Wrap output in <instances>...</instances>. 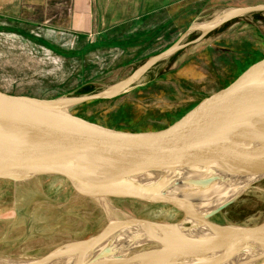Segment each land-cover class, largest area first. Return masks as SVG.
<instances>
[{
    "label": "rangeland",
    "instance_id": "obj_1",
    "mask_svg": "<svg viewBox=\"0 0 264 264\" xmlns=\"http://www.w3.org/2000/svg\"><path fill=\"white\" fill-rule=\"evenodd\" d=\"M29 1L33 5L30 10H22L21 1L0 11L9 22L31 19L36 23L31 38L17 27L14 31L11 26L0 27V92L5 94L38 99L101 94L130 77L150 58L178 46L116 97L69 109L76 117L115 130L144 132L166 127L264 59V10L230 18L205 31L221 15L264 6V0H90L95 21L102 24L95 25L96 31L113 25L107 40L93 34L90 38L44 35L37 26L40 10L50 24L60 27L55 22L63 15L67 24L70 19L75 21L74 5L71 9L69 0L26 3ZM82 2L77 1L78 7ZM166 19L168 26L159 25ZM124 218L174 224L181 215L165 205L80 198L59 178L43 177L20 184L0 181V264L43 260L59 249L94 237L108 221ZM210 220L244 227L263 223L264 179ZM158 247L151 243L129 255L140 264L146 253ZM165 251L166 255L155 256L162 260L160 264H170L166 257L170 249ZM228 256L198 252L188 264H228L224 259ZM257 264H264V260Z\"/></svg>",
    "mask_w": 264,
    "mask_h": 264
},
{
    "label": "water",
    "instance_id": "obj_2",
    "mask_svg": "<svg viewBox=\"0 0 264 264\" xmlns=\"http://www.w3.org/2000/svg\"><path fill=\"white\" fill-rule=\"evenodd\" d=\"M261 10L264 6L231 10L209 23L205 31ZM177 47L150 58L101 94L38 99L0 92V181L20 184L59 178L80 198L165 205L181 215L174 224L110 220L87 241L24 264H135L136 257L129 254L158 241L170 245L146 253L140 264H160L162 260L155 256L166 255L168 248L170 264H188L194 254H214L215 250L229 255L226 261L238 258L231 264L264 260V222L244 227L210 220L264 179V59L160 130H115L70 113V107L116 97ZM179 168L223 181H251L229 201L205 212L198 202L197 187L170 184L169 172ZM115 228L119 230L112 235ZM123 238L131 241L125 245Z\"/></svg>",
    "mask_w": 264,
    "mask_h": 264
},
{
    "label": "crops",
    "instance_id": "obj_3",
    "mask_svg": "<svg viewBox=\"0 0 264 264\" xmlns=\"http://www.w3.org/2000/svg\"><path fill=\"white\" fill-rule=\"evenodd\" d=\"M21 1H22V10H25V9L30 10L31 6H33V5H31L30 1L26 3V0H0V11L4 10L5 8H8L12 5L21 3ZM69 1H70L71 9H73L72 6L74 5V8H75L74 11H76V13L74 12L72 14V16H75V21H71V19H70V22L67 24L68 20L66 22H64L66 15L65 16L63 15L58 20V22H55L58 25H60V27H57V26L50 24V22L47 21V19H46L47 15H45L46 17L43 18L42 11L40 10V13H39L40 23H38L37 26L41 29V33L43 32L44 35L50 34V33L51 34L55 33L58 36L85 35L87 38H90V35L93 34V35H95V37L103 36V39H101V40H104V37H106V40L111 38V34L114 30H113V25H111L110 23L108 25H111V26H109L108 28H105L102 31H96L95 25L101 26L102 24L100 25L99 21H95L94 5H92L90 0H83V2L81 4V8L78 7V3H77L78 0H72V1L69 0ZM62 8H64L63 5H62ZM79 9L81 12L79 11ZM169 24H170L169 19H166V20H163L159 25L168 26ZM32 25L34 26V25H36V23H32L31 19H28V20L23 21L21 23H14V22H9V17H6V19H5L4 15L0 14V27H6V26L8 28L12 27L13 31H14V28L17 27L16 29L22 30V34H24L30 38L33 36L32 35V32H33L32 29H34V28ZM103 25H105V24L103 23ZM156 25L157 24H155L154 26H156ZM114 26H116V25H114ZM151 30H153V28H151ZM155 30H157V29H155ZM146 47L147 46H144L142 49H145ZM131 50L133 51L134 49H131ZM128 51H130V50H128Z\"/></svg>",
    "mask_w": 264,
    "mask_h": 264
},
{
    "label": "bare ground",
    "instance_id": "obj_4",
    "mask_svg": "<svg viewBox=\"0 0 264 264\" xmlns=\"http://www.w3.org/2000/svg\"><path fill=\"white\" fill-rule=\"evenodd\" d=\"M169 179L171 185L184 183L191 187H197L196 194L198 196V202L201 204L205 212L212 211L229 201L235 194L248 187L251 181L249 179L236 181L218 180L210 177L209 175H204L198 171L187 168H179L170 171ZM130 241V238L121 239V242H124L125 245H127ZM157 244L159 246L158 249L160 250L165 249L167 245L169 246L170 242L158 241ZM213 253L214 255L221 254L217 251H213ZM235 259L238 260L236 257H230L227 260V263H235ZM66 262L67 261H65V263Z\"/></svg>",
    "mask_w": 264,
    "mask_h": 264
},
{
    "label": "trees",
    "instance_id": "obj_5",
    "mask_svg": "<svg viewBox=\"0 0 264 264\" xmlns=\"http://www.w3.org/2000/svg\"><path fill=\"white\" fill-rule=\"evenodd\" d=\"M180 117H181V116H180ZM180 117H179V118H180ZM179 118H177V119H179ZM163 128H164V127H163ZM163 128H159V129H157V130H160V129H163ZM117 130H120V129H117Z\"/></svg>",
    "mask_w": 264,
    "mask_h": 264
}]
</instances>
